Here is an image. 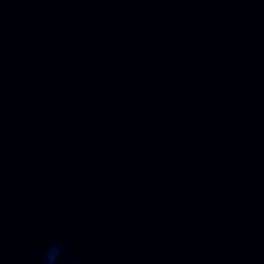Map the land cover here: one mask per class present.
<instances>
[{
  "label": "clouds",
  "instance_id": "clouds-1",
  "mask_svg": "<svg viewBox=\"0 0 264 264\" xmlns=\"http://www.w3.org/2000/svg\"><path fill=\"white\" fill-rule=\"evenodd\" d=\"M63 254V245L60 243L48 247L45 252L43 264H57V261Z\"/></svg>",
  "mask_w": 264,
  "mask_h": 264
}]
</instances>
